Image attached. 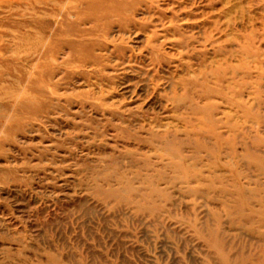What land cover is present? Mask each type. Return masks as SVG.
<instances>
[{"label": "rangeland", "instance_id": "obj_1", "mask_svg": "<svg viewBox=\"0 0 264 264\" xmlns=\"http://www.w3.org/2000/svg\"><path fill=\"white\" fill-rule=\"evenodd\" d=\"M0 264H264V0H0Z\"/></svg>", "mask_w": 264, "mask_h": 264}]
</instances>
